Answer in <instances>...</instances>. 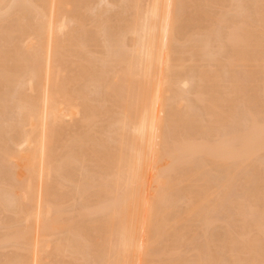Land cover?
Returning a JSON list of instances; mask_svg holds the SVG:
<instances>
[{"label": "bare ground", "instance_id": "bare-ground-1", "mask_svg": "<svg viewBox=\"0 0 264 264\" xmlns=\"http://www.w3.org/2000/svg\"><path fill=\"white\" fill-rule=\"evenodd\" d=\"M97 1L0 0V264H264V0Z\"/></svg>", "mask_w": 264, "mask_h": 264}, {"label": "rangeland", "instance_id": "rangeland-1", "mask_svg": "<svg viewBox=\"0 0 264 264\" xmlns=\"http://www.w3.org/2000/svg\"><path fill=\"white\" fill-rule=\"evenodd\" d=\"M95 1H97V0H95ZM93 2H94V1H93ZM97 2H98V1H97ZM98 3H99V2H98ZM98 3L95 4V2H94V4H95L96 6H98ZM94 4L92 3V7H93ZM95 5H94V6H95ZM96 6H95V7H96ZM207 10H208V12H210V10H211L210 13H212V7H211V9H210V6H209ZM215 11H216V12H220L219 9H215ZM199 60H200V59H199ZM79 120H80V119H79ZM79 120H78V121H79ZM78 121H77V122H78ZM74 122H75V121H74ZM69 123L71 124V122H69ZM72 123H73V122H72ZM75 123H76V122H75ZM72 125H74V123L71 124V126H72ZM98 125L100 126V130H99V128L97 129V127H99ZM98 125H97V127H95V128L93 129L94 132H95V131H96V132H97V131H100V132H101V130L104 129V128L101 129V127H102L101 125H106V124H98ZM70 128H73V129H74V127H70ZM95 129H96V130H95ZM68 131L70 132L71 129H69ZM69 132H68L67 135L70 134ZM73 132H74V130H73ZM73 132H71V133H72L71 135H73ZM91 132H92V130H91ZM94 132H93L92 134H94ZM96 132H95V133H96ZM90 134H91V133H90ZM90 134H88V135H90ZM92 134H91V135H92ZM71 135H70V136H71ZM91 135H90V137L94 136V135H92V136H91ZM70 136H69V137H70ZM67 137H68V136H66V140H65V138H64V140H65L66 142L69 140V138H67ZM87 137H88V136H86V139H89V138H90V137H88V138H87ZM69 143H70V141L67 142V144L70 145V146H69V150H68V149L65 150L66 152L71 151L72 149H74L73 147H75V144H71V143L69 144ZM68 145H67V147H68ZM72 145H73V147H72ZM71 148H72V149H71ZM70 149H71V150H70ZM68 170H70V169H68ZM68 170H66L67 173H69ZM71 171H72V170H70V172H71ZM241 173H242V172H241ZM241 173H240V176H239V177H241ZM243 173H244V172H243ZM243 173H242V174H243ZM234 195H235V194H234ZM79 199H80V198H76V199H75V205H76L77 202H78L79 204H81V203L83 204V201L81 202ZM78 200H79L80 202H79ZM76 201H77V202H76ZM73 203H74V202H73ZM73 203H72L70 206H73V205H74ZM78 203H77V204H78ZM79 204H78V207H79ZM82 204H81V206H80L79 208L82 207ZM76 206H77V205H76ZM76 206H75V207H76ZM83 206H85V205L83 204ZM78 207H76L75 209L79 210V213H80V209H79ZM71 208H72V207H71ZM83 208H85V207H83ZM81 209H82V208H81ZM77 210H76V211H77ZM83 210H84V209H83ZM76 211L74 212L75 215L73 214L76 218H75L74 216H73V218H75L77 221H78V220H81V217H79L80 214L78 213V214H79V215H78V214H77L78 211H77V212H76ZM81 211H82V210H81ZM85 212H86L85 215L88 214L87 211H85ZM88 215H89V214H88ZM221 215H222V214H221ZM221 215H217L218 218H219V216H221ZM78 217H79V218H78ZM222 217H224V215H222L219 219H222ZM77 218H78V219H77ZM90 218L93 219L94 217L91 215ZM223 219H225V218H223ZM223 219H222V220H223ZM79 222H80V221H78V223H79ZM219 229H220L221 231L223 230V229H221V228H219ZM219 229H217V231L219 232V234H220V233L223 234V231H224V230H223L222 232H220ZM82 231H83V230H82ZM85 232H86V230H85L83 233H85ZM218 232H217V233L215 232V233L218 234ZM188 236H189V235H188ZM190 237H191V236H190ZM188 238H189V237H188ZM201 240L203 241L204 239H203V238H202V239H201V238H200V239L198 238V241H201ZM6 251H7V253H6ZM6 251H4V250H1V251H0L1 253H2V252L5 253V254L2 253V255H4L3 257H5V256L8 255L9 253H11V250H10V249H9L10 252H8V249H6ZM0 255H1V254H0ZM0 257H1V260H0V261L2 262L3 257H2V256H0ZM187 257L190 258V256H188V255H187ZM60 260L64 262L63 259L60 258ZM1 262H0V263H1Z\"/></svg>", "mask_w": 264, "mask_h": 264}]
</instances>
